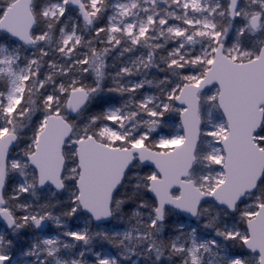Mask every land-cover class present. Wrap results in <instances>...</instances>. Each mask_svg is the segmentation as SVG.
Listing matches in <instances>:
<instances>
[{"label": "snow or ice", "instance_id": "snow-or-ice-1", "mask_svg": "<svg viewBox=\"0 0 264 264\" xmlns=\"http://www.w3.org/2000/svg\"><path fill=\"white\" fill-rule=\"evenodd\" d=\"M0 264H264V0H0Z\"/></svg>", "mask_w": 264, "mask_h": 264}]
</instances>
